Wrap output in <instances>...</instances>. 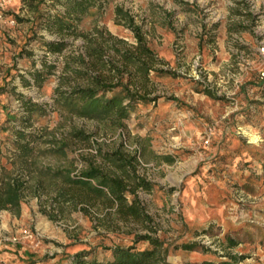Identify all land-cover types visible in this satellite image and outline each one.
Wrapping results in <instances>:
<instances>
[{"label": "rangeland", "instance_id": "rangeland-1", "mask_svg": "<svg viewBox=\"0 0 264 264\" xmlns=\"http://www.w3.org/2000/svg\"><path fill=\"white\" fill-rule=\"evenodd\" d=\"M6 1L0 177L24 178L26 188L19 211H0V264H76L77 252L106 260L113 246H147L134 242L144 233L163 243L159 264L220 262L227 255L239 257L237 264H264V89L256 87L264 72V0H107L78 24L87 35L67 36L59 52L46 51L38 38L57 36L34 28L37 0ZM116 6L175 72L152 78L158 98L138 104L121 127L69 114L53 97L56 88L84 82L74 70L95 72L81 61L86 41L120 48L135 42ZM36 69L41 82L32 77ZM21 97L37 111L28 113ZM15 129L33 140L27 157L15 152ZM62 144L61 154L46 150ZM114 150L135 154L137 172L152 184L137 190L150 225L57 195L63 182L50 170L107 167L102 154ZM193 241L190 249L177 247Z\"/></svg>", "mask_w": 264, "mask_h": 264}, {"label": "trees", "instance_id": "trees-1", "mask_svg": "<svg viewBox=\"0 0 264 264\" xmlns=\"http://www.w3.org/2000/svg\"><path fill=\"white\" fill-rule=\"evenodd\" d=\"M105 1L107 0H37L34 28L57 36L56 39L38 37L43 48L59 52L66 46L67 36L85 37L87 34L78 30V24L84 16H92L101 10ZM115 15L132 29L135 42L130 48H120L115 44L108 47L102 44L94 46L86 41V52L82 54L81 61L95 72L74 70L84 82L75 83L67 89L56 88L53 97L56 105L69 114L121 127L138 104L154 102L158 98L151 95L152 78L175 75V72L162 66L166 64L165 60L148 45L132 16L118 6L115 7ZM106 48L111 52L108 59L102 60ZM85 53L92 59L90 64L85 62ZM42 65V68L49 70L53 67L46 60H42ZM32 77L36 82H41L43 74L36 69L32 71ZM257 84L258 89H264V74ZM205 93L210 94L208 90ZM21 100L28 113L37 111L36 104L26 102L24 97ZM75 134L80 135L81 132ZM13 142L15 152L21 157H27L31 153L33 140L28 132L15 129ZM64 145L46 150L51 154H61ZM102 155L107 167L90 162L76 174H71L68 170H50L53 179L60 178L63 182L57 195L65 202L70 201L84 207L109 208L116 217L123 220L132 219L150 225V216L145 213L137 190L149 191L152 184L137 172L136 155L123 150L105 152ZM40 182L39 179L37 183ZM25 183L24 178L10 174L0 177V211H19ZM139 241L147 242L149 246L140 248L136 244L116 245L110 248L111 253L106 260L97 257L88 259L86 255L90 252H77L72 259L76 264H159V260L164 258L162 241L150 233L136 234L134 242ZM195 244L194 241L183 242L177 247L190 249ZM227 257V260L220 262L204 260L203 263L237 264L240 260L235 255Z\"/></svg>", "mask_w": 264, "mask_h": 264}, {"label": "built area", "instance_id": "built-area-1", "mask_svg": "<svg viewBox=\"0 0 264 264\" xmlns=\"http://www.w3.org/2000/svg\"><path fill=\"white\" fill-rule=\"evenodd\" d=\"M7 1L6 0H0V10L3 9L6 5ZM260 51H264V47L262 46L260 48ZM264 74V72H262V75ZM26 236H30L29 234H26Z\"/></svg>", "mask_w": 264, "mask_h": 264}]
</instances>
